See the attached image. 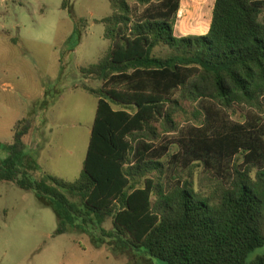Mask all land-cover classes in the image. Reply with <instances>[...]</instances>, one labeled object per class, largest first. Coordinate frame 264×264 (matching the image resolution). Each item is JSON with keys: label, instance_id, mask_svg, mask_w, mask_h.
I'll list each match as a JSON object with an SVG mask.
<instances>
[{"label": "trees", "instance_id": "1", "mask_svg": "<svg viewBox=\"0 0 264 264\" xmlns=\"http://www.w3.org/2000/svg\"><path fill=\"white\" fill-rule=\"evenodd\" d=\"M109 2L110 50L82 68L101 83L83 86L98 103L82 175L22 169L32 130L22 119L0 144V182L53 208L57 234L112 219L124 244L166 264H264L248 261L264 247V0H215L208 33L186 37L175 36L182 0ZM174 114L195 123L180 130ZM160 128L176 140L160 143Z\"/></svg>", "mask_w": 264, "mask_h": 264}, {"label": "rangeland", "instance_id": "2", "mask_svg": "<svg viewBox=\"0 0 264 264\" xmlns=\"http://www.w3.org/2000/svg\"><path fill=\"white\" fill-rule=\"evenodd\" d=\"M214 5L215 0H182L175 36H202L210 28ZM111 13L109 0H0V144L12 143L17 122L36 109L33 121L46 124L53 143L39 152L35 169L30 156L20 167L37 179L51 174L74 182L82 175L98 103L83 86L101 87L99 81L86 80L82 68L109 52L101 20ZM174 119L180 130L195 123L193 114H174ZM159 130L160 143L176 140L178 131ZM7 156L0 149V157ZM201 173H195L196 188L207 192L212 183ZM112 222L85 225L76 219L57 234L53 208L33 192L0 182V264H166L124 244L113 234ZM260 255L264 247L248 261Z\"/></svg>", "mask_w": 264, "mask_h": 264}, {"label": "crops", "instance_id": "3", "mask_svg": "<svg viewBox=\"0 0 264 264\" xmlns=\"http://www.w3.org/2000/svg\"><path fill=\"white\" fill-rule=\"evenodd\" d=\"M208 31L209 30H207L204 34L201 35L207 34ZM47 113H48V109L45 110L44 114ZM30 114H32V117L29 118V120L32 121V130L30 134L25 138V143L27 146L26 157L27 156L31 157L32 160L30 161L31 164L29 165H31V167L32 168L34 167L33 169H35L37 167L39 160V152L41 150H46L48 147L52 146L53 140L48 136V134L45 131V130H49L47 127L45 129L46 124L38 125L37 122L33 121V119L35 118L34 117L35 115L33 114H37L36 109Z\"/></svg>", "mask_w": 264, "mask_h": 264}]
</instances>
